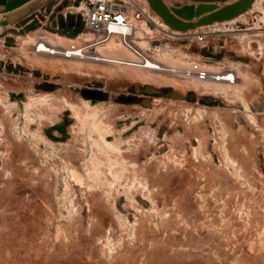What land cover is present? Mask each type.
Masks as SVG:
<instances>
[{
	"label": "rangeland",
	"instance_id": "374dc122",
	"mask_svg": "<svg viewBox=\"0 0 264 264\" xmlns=\"http://www.w3.org/2000/svg\"><path fill=\"white\" fill-rule=\"evenodd\" d=\"M87 1L0 13V264H264V0H109L160 68L36 50Z\"/></svg>",
	"mask_w": 264,
	"mask_h": 264
},
{
	"label": "built area",
	"instance_id": "2783aa9c",
	"mask_svg": "<svg viewBox=\"0 0 264 264\" xmlns=\"http://www.w3.org/2000/svg\"><path fill=\"white\" fill-rule=\"evenodd\" d=\"M112 6L113 4L109 0H88L87 5L81 9V19L84 27L86 29L96 31L99 35V38L81 46L71 43L65 49L54 48L55 52H59L65 57H83L87 54L86 49L88 47L98 42L105 41L112 35L117 34L121 43L128 47L135 57L129 60H118L119 62L129 65H138L142 67L160 68L157 63L149 59L142 51L134 47L129 42L128 36L132 31V23L129 21L127 10H125V8L121 7L120 5H118V8H115L114 10ZM109 23L115 24L120 28H124V31H106L105 27H107ZM36 50H39V44L36 45ZM150 62L154 63L155 65H149ZM186 72L188 74H194L199 79L214 78L216 80H226L229 82H233L235 78L233 73L226 72V77L223 79L219 76V74L210 73L207 70L199 67L197 64L192 65V67L189 68Z\"/></svg>",
	"mask_w": 264,
	"mask_h": 264
},
{
	"label": "crops",
	"instance_id": "0c3cea01",
	"mask_svg": "<svg viewBox=\"0 0 264 264\" xmlns=\"http://www.w3.org/2000/svg\"><path fill=\"white\" fill-rule=\"evenodd\" d=\"M37 0H0V13L10 20L21 19Z\"/></svg>",
	"mask_w": 264,
	"mask_h": 264
},
{
	"label": "bare ground",
	"instance_id": "6f19581e",
	"mask_svg": "<svg viewBox=\"0 0 264 264\" xmlns=\"http://www.w3.org/2000/svg\"><path fill=\"white\" fill-rule=\"evenodd\" d=\"M229 9H232V8H227L225 10H222L223 15H225L224 12L229 10ZM230 14H232V12L227 14V15H225V16H229ZM173 19H174L175 23H177V24L180 23V22H176V19L174 17H173ZM105 30L108 31V32H122V31H124V28H120V27H118L115 24L109 23V25L107 27H105ZM39 45H40V49L39 50H41V51L43 50V51H47V52H55V49L53 47L49 46L48 44H45V43L41 42ZM149 65L154 66L155 64L150 62ZM219 76L221 78H223V79L226 77L225 74H219Z\"/></svg>",
	"mask_w": 264,
	"mask_h": 264
},
{
	"label": "water",
	"instance_id": "95a60500",
	"mask_svg": "<svg viewBox=\"0 0 264 264\" xmlns=\"http://www.w3.org/2000/svg\"><path fill=\"white\" fill-rule=\"evenodd\" d=\"M230 8H233L234 10H233V12H232V14H230L229 16H231V15H233L235 12H236V10H237V7H235V6H229ZM226 8H228V7H226ZM225 9V8H224ZM223 10V9H222ZM222 10L220 11V13H219V15L222 17V16H224V17H228V16H225V15H223V13H222ZM172 19V23L175 25V26H180V25H182V22H180V23H175L174 22V19H173V17L171 18Z\"/></svg>",
	"mask_w": 264,
	"mask_h": 264
}]
</instances>
